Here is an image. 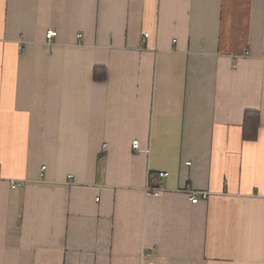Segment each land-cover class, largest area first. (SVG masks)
<instances>
[{
    "label": "crops",
    "instance_id": "0c3cea01",
    "mask_svg": "<svg viewBox=\"0 0 264 264\" xmlns=\"http://www.w3.org/2000/svg\"><path fill=\"white\" fill-rule=\"evenodd\" d=\"M0 264H264V0H0Z\"/></svg>",
    "mask_w": 264,
    "mask_h": 264
},
{
    "label": "built area",
    "instance_id": "2783aa9c",
    "mask_svg": "<svg viewBox=\"0 0 264 264\" xmlns=\"http://www.w3.org/2000/svg\"><path fill=\"white\" fill-rule=\"evenodd\" d=\"M56 36H57L56 31H49L46 34V40L48 41V43H51L52 39H54ZM79 37H81V35ZM147 39H148V35H144L143 42L144 43L147 42ZM133 148L136 149L137 151L139 150L138 141L133 142ZM166 176H167L166 173H160V177H166ZM17 186L18 185L13 181L12 188L15 189L17 188ZM145 190L148 196H155V197H158L160 194H162L163 191H166L165 189L154 188L150 185H148L145 188ZM186 193L188 194L189 200L192 204H197L198 202H200V200L206 201L211 196V193L209 192L186 191Z\"/></svg>",
    "mask_w": 264,
    "mask_h": 264
},
{
    "label": "trees",
    "instance_id": "16d2710c",
    "mask_svg": "<svg viewBox=\"0 0 264 264\" xmlns=\"http://www.w3.org/2000/svg\"><path fill=\"white\" fill-rule=\"evenodd\" d=\"M95 78L97 80L103 81L107 77V72L105 69H96ZM259 116L257 113L248 112L245 116L244 121V137L248 140H253L257 136V132L259 129Z\"/></svg>",
    "mask_w": 264,
    "mask_h": 264
}]
</instances>
